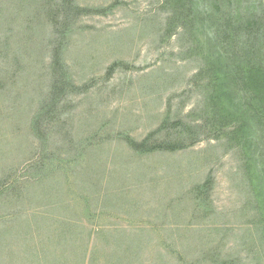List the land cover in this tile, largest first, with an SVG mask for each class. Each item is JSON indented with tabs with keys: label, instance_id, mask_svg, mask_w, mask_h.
<instances>
[{
	"label": "rangeland",
	"instance_id": "374dc122",
	"mask_svg": "<svg viewBox=\"0 0 264 264\" xmlns=\"http://www.w3.org/2000/svg\"><path fill=\"white\" fill-rule=\"evenodd\" d=\"M193 1L217 44L226 16ZM231 1L235 26L264 11ZM163 2L0 0V264H65L78 242L81 264H264L232 127L205 130L201 66Z\"/></svg>",
	"mask_w": 264,
	"mask_h": 264
},
{
	"label": "trees",
	"instance_id": "16d2710c",
	"mask_svg": "<svg viewBox=\"0 0 264 264\" xmlns=\"http://www.w3.org/2000/svg\"><path fill=\"white\" fill-rule=\"evenodd\" d=\"M232 4L231 0L213 2V7L222 13V16H226L219 24L221 30L217 32L216 39L219 44L203 39L202 19L198 17L201 13L193 0H164L163 7L170 11L166 32L171 33L173 27H177L176 23H179L177 28L181 27L183 34L188 36L190 46L186 53L199 62L201 68L197 75L203 76L205 81V93L201 98L203 103L200 106L201 110L203 109L201 114L205 116V130L208 129L213 134L215 131L232 127L231 140L235 143L233 147L241 153L242 167L252 198L259 214L264 218V168L261 163L264 154L259 153L264 148V136L258 138L255 136V132L264 123V63L256 61L255 51H260V48L251 44L258 39H264V11L262 6H252L250 18L235 26L230 9L233 7ZM224 44L230 50L234 44H238L242 56L237 57L232 51L229 53L228 49L225 50ZM220 48L222 53L218 51ZM231 58L234 62L228 64ZM53 87L55 95L62 92L61 83L54 82ZM43 112L44 108H41L33 119L34 122ZM186 132L190 133L189 129ZM186 132H180V136ZM190 135L194 137V134ZM212 139L219 137L214 135ZM194 141L195 139L191 143ZM256 142L261 143V147ZM131 147L135 153H141L143 149L151 153L163 149L174 151L183 148L172 142L151 146L147 145V141L137 143L133 140ZM255 229L262 236L260 240L264 242V219L256 224ZM78 235L77 232L75 238L81 241ZM82 245L83 243L78 242L77 250H68L64 259L65 264H81L84 258L87 259L85 254L80 255V248L84 247L85 253L88 246L85 242L84 246ZM88 264H92L90 257Z\"/></svg>",
	"mask_w": 264,
	"mask_h": 264
}]
</instances>
